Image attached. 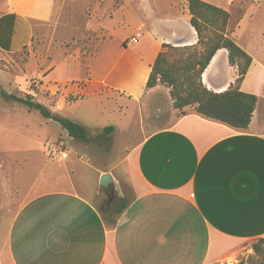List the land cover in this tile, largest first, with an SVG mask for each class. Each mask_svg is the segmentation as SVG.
<instances>
[{
	"label": "crops",
	"instance_id": "obj_1",
	"mask_svg": "<svg viewBox=\"0 0 264 264\" xmlns=\"http://www.w3.org/2000/svg\"><path fill=\"white\" fill-rule=\"evenodd\" d=\"M202 1L230 14L236 2L241 6L242 18L230 37L247 53L236 30L244 19L260 15L261 6L251 0ZM55 5L56 0H4L0 24L7 39H0V49L15 53L26 47L33 36L31 21L49 20ZM129 6L117 11L118 28L130 25L128 16L136 11ZM162 13L151 30L137 21L136 31L146 29L145 34L136 43L130 41L134 36L120 39L115 56L104 53L105 41L86 68L73 61L75 76L50 80L63 64L57 61L42 80V86L80 82L75 92L84 98L112 96L137 104L148 111L149 120L165 115L164 125L145 134L124 159L130 194L126 208L109 224L105 202L99 203V184L83 189L69 182L35 194L14 213L0 264H213L249 241L264 239V98L248 83L258 61L247 53L252 62L240 90L256 95L257 102L246 130L206 119L193 108L179 115L169 89H147L146 82L163 44L192 46L197 35L189 25L187 0H165ZM3 21L10 23L9 29ZM235 79L236 67L230 66L225 49L214 54L201 75L203 86L214 93L226 91ZM57 104L68 102L61 97ZM169 110L176 116L169 118ZM89 169L96 182L105 173L116 181L111 169Z\"/></svg>",
	"mask_w": 264,
	"mask_h": 264
},
{
	"label": "rangeland",
	"instance_id": "obj_2",
	"mask_svg": "<svg viewBox=\"0 0 264 264\" xmlns=\"http://www.w3.org/2000/svg\"><path fill=\"white\" fill-rule=\"evenodd\" d=\"M215 1L223 3L225 0ZM251 1L254 6H261V13L244 19L236 30L235 38L240 44H246L247 53L258 61L248 83L264 98V86L258 89L261 83L264 84V68L260 67V63L264 67V0ZM178 3L181 9L182 2ZM126 5H130L128 9L134 8L136 13L128 16L130 25L118 28L116 23L121 18L117 11ZM164 5L165 0H56L49 20L31 21L33 36L26 47L15 53L0 49L2 91L19 97L33 96L34 101L44 104L54 113L86 127L92 139L104 127L114 128L108 145L99 146L94 141L90 144L78 142L56 122L45 120L37 112H29L21 103L0 93V248L6 240L14 213L28 198L45 190L63 188L69 182L83 189L96 187L99 182L89 167L111 169L116 178L117 182L111 183L113 188L110 192L99 184V190L103 192L99 203L105 202L108 216L115 215L122 201L128 202L130 194L124 182V159L145 134L164 125L165 115H161L159 120H149L148 111L137 104L116 101L112 96L84 98L75 92L81 88L80 82L60 84L49 81V85L42 86V80L57 61L63 64L50 80L75 76L77 69L73 61L77 60L86 68L105 41L104 53L115 56L120 39L138 38L145 34L146 29L136 31V22H146L151 30L152 21L163 16ZM3 7L4 0H0V13L4 12ZM242 14L241 6L236 2L231 11L230 26L234 27ZM179 17L187 26L185 16ZM3 22L9 29L10 23ZM6 34L0 24V39L6 40ZM61 97L67 99V105H56ZM261 101V106H264V100ZM119 110L123 113L119 114ZM169 112V115L165 113L169 118L176 116V112ZM54 145L60 146L68 158L59 160L52 156L49 148ZM58 176H61L60 180ZM254 242H247L227 260L213 264H259L260 258H256L251 249Z\"/></svg>",
	"mask_w": 264,
	"mask_h": 264
},
{
	"label": "trees",
	"instance_id": "obj_3",
	"mask_svg": "<svg viewBox=\"0 0 264 264\" xmlns=\"http://www.w3.org/2000/svg\"><path fill=\"white\" fill-rule=\"evenodd\" d=\"M189 25L197 35V43L192 46H171L163 44L156 56L146 88L161 85L169 89L173 109L179 115L185 114L184 109L191 107L198 115L225 124L238 130H246L250 124L256 106L257 97L240 90L241 83L251 65V57L230 37L236 25L230 26L231 14L219 7L202 0H187ZM241 18L237 21H240ZM225 49L228 53L230 66L236 67V79L230 87L221 93L207 90L201 83V75L214 54ZM0 93L26 107L29 112H37L45 120L56 122L72 139L90 144L93 141L99 146L111 142L114 128L106 126L95 139L89 136L88 129L69 118L53 113L45 105L34 101L33 96L19 97ZM127 202L122 201L115 215L107 216V222L114 225L126 208ZM251 249L259 264H264V239L256 240Z\"/></svg>",
	"mask_w": 264,
	"mask_h": 264
},
{
	"label": "built area",
	"instance_id": "obj_4",
	"mask_svg": "<svg viewBox=\"0 0 264 264\" xmlns=\"http://www.w3.org/2000/svg\"><path fill=\"white\" fill-rule=\"evenodd\" d=\"M132 43H136L137 38L134 36L130 39ZM50 154L53 156H57L59 160H65L68 158V154L58 145H54L51 148H49Z\"/></svg>",
	"mask_w": 264,
	"mask_h": 264
},
{
	"label": "water",
	"instance_id": "obj_5",
	"mask_svg": "<svg viewBox=\"0 0 264 264\" xmlns=\"http://www.w3.org/2000/svg\"><path fill=\"white\" fill-rule=\"evenodd\" d=\"M112 182H113V178L111 174L105 173L100 176L99 184L100 187L103 188L104 190H110L111 188H113L111 185Z\"/></svg>",
	"mask_w": 264,
	"mask_h": 264
},
{
	"label": "flooded vegetation",
	"instance_id": "obj_6",
	"mask_svg": "<svg viewBox=\"0 0 264 264\" xmlns=\"http://www.w3.org/2000/svg\"><path fill=\"white\" fill-rule=\"evenodd\" d=\"M111 190H109V192H110Z\"/></svg>",
	"mask_w": 264,
	"mask_h": 264
}]
</instances>
